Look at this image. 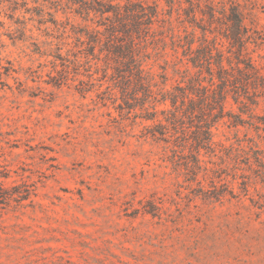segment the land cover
Returning <instances> with one entry per match:
<instances>
[{
  "label": "rangeland",
  "instance_id": "obj_1",
  "mask_svg": "<svg viewBox=\"0 0 264 264\" xmlns=\"http://www.w3.org/2000/svg\"><path fill=\"white\" fill-rule=\"evenodd\" d=\"M236 1L248 13L245 23L264 37V0ZM8 5L0 0V186L12 195L0 203V264H264V186L222 202L189 197L162 160L161 143L141 136L150 121L103 104L97 85L81 94L78 80L47 82L56 74L51 56L36 48L53 45H42L35 28L18 39ZM59 8L55 18L83 22L63 2ZM165 51L145 68L159 73L164 59L174 60ZM262 55L264 40L251 52L257 63ZM166 75L164 88L179 79L170 64ZM226 109L238 111L231 100ZM254 113H264V102ZM215 133L225 143L246 135L264 149V137L247 125L221 122ZM22 184L29 195L16 201L13 187Z\"/></svg>",
  "mask_w": 264,
  "mask_h": 264
},
{
  "label": "trees",
  "instance_id": "obj_2",
  "mask_svg": "<svg viewBox=\"0 0 264 264\" xmlns=\"http://www.w3.org/2000/svg\"><path fill=\"white\" fill-rule=\"evenodd\" d=\"M6 1L18 39L35 28L46 39L42 45H53L48 52L36 48L51 56L56 74L49 72L47 82L58 86L78 80L75 89L81 94L97 85L103 104L108 100L120 115L150 121L141 136L161 143L162 160L182 178L178 187L187 189L189 197L222 202L246 195L252 185L264 186L263 148L246 135L235 134L229 143L214 140L218 125L226 121L264 137V113H254L264 102V55L261 63L251 56L264 37L245 23L248 13L242 4L164 0L162 11L153 0ZM62 2L83 22L55 18ZM15 11L21 15L13 17ZM173 19L182 33L174 32ZM167 47L174 60L164 59L161 71L151 73L146 62L164 56ZM169 64L179 79L164 88ZM229 100L237 112L226 109ZM23 185L13 187L14 200L28 197V188L19 191ZM11 195L0 186V203ZM251 202L260 206L254 198Z\"/></svg>",
  "mask_w": 264,
  "mask_h": 264
}]
</instances>
